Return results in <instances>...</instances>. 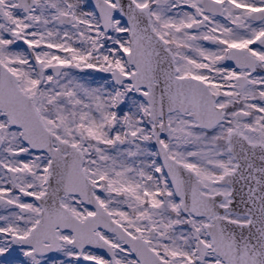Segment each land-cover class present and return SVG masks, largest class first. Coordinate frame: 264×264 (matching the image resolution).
<instances>
[{
  "label": "snow or ice",
  "instance_id": "obj_1",
  "mask_svg": "<svg viewBox=\"0 0 264 264\" xmlns=\"http://www.w3.org/2000/svg\"><path fill=\"white\" fill-rule=\"evenodd\" d=\"M0 264H264V0H0Z\"/></svg>",
  "mask_w": 264,
  "mask_h": 264
}]
</instances>
